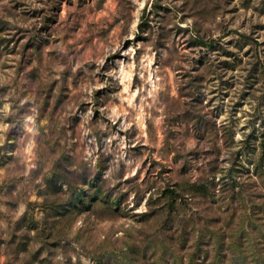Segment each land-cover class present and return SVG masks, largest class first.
<instances>
[{"label":"rangeland","instance_id":"rangeland-1","mask_svg":"<svg viewBox=\"0 0 264 264\" xmlns=\"http://www.w3.org/2000/svg\"><path fill=\"white\" fill-rule=\"evenodd\" d=\"M0 264H264V0H0Z\"/></svg>","mask_w":264,"mask_h":264}]
</instances>
